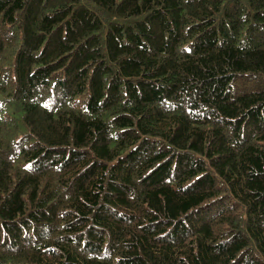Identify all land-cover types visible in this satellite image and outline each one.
Instances as JSON below:
<instances>
[{"label":"trees","instance_id":"16d2710c","mask_svg":"<svg viewBox=\"0 0 264 264\" xmlns=\"http://www.w3.org/2000/svg\"><path fill=\"white\" fill-rule=\"evenodd\" d=\"M0 264H264V0H0Z\"/></svg>","mask_w":264,"mask_h":264}]
</instances>
